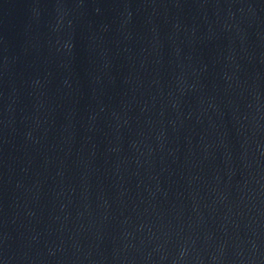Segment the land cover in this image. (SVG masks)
<instances>
[{
	"label": "water",
	"instance_id": "obj_1",
	"mask_svg": "<svg viewBox=\"0 0 264 264\" xmlns=\"http://www.w3.org/2000/svg\"><path fill=\"white\" fill-rule=\"evenodd\" d=\"M49 264H264V0H111Z\"/></svg>",
	"mask_w": 264,
	"mask_h": 264
}]
</instances>
